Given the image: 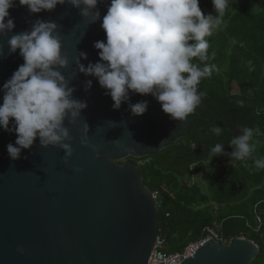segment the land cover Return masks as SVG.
<instances>
[{
	"label": "water",
	"instance_id": "water-1",
	"mask_svg": "<svg viewBox=\"0 0 264 264\" xmlns=\"http://www.w3.org/2000/svg\"><path fill=\"white\" fill-rule=\"evenodd\" d=\"M109 4H98L101 20L96 23L81 16L70 0L38 14L18 0L10 9L15 29L0 36V104L4 83L24 63L19 51L10 53L7 40L42 19L58 25L69 60L59 70L75 89L73 98L88 107L74 124L65 122L73 137L67 164L62 148L42 147L39 139L12 160L7 145L15 144L17 136L0 128V264H147L159 235L156 203L138 167L121 162L158 155L186 136L194 121L213 124L202 117L175 121L151 95L130 94L132 104L148 102L143 116H134L128 103L114 110V101L98 80L79 71V63L87 67L99 61L94 43L106 41L101 24ZM81 52L87 53V60ZM84 140L90 146H84ZM258 255L256 244L233 238L228 244L209 241L177 264H252Z\"/></svg>",
	"mask_w": 264,
	"mask_h": 264
},
{
	"label": "clouds",
	"instance_id": "clouds-1",
	"mask_svg": "<svg viewBox=\"0 0 264 264\" xmlns=\"http://www.w3.org/2000/svg\"><path fill=\"white\" fill-rule=\"evenodd\" d=\"M101 0H70L80 15L92 23L101 20L98 4ZM232 0H212L217 15H205L200 0H110L101 27L106 41L94 43L99 61L87 67L79 63V71L94 77L105 94L114 101V110L129 104L134 116L148 110L146 100L132 104L130 94L151 95L162 111L178 122L186 121L200 106L205 92L199 90L202 79L216 69L206 63L210 58L207 39L224 23L226 10ZM30 13L51 12L65 0H18ZM17 0H0V36H8L15 29L10 9ZM10 53L19 51L24 63L3 85L0 104V128L15 132V144L7 145L12 160H18L25 149H31L39 139L42 147L62 148L67 164L73 155L68 121L76 119L88 107L85 101L73 98L74 88L59 69L69 64L62 51L58 25L54 21L36 20L30 30L12 34L7 40ZM3 55L0 46V56ZM80 57L87 60V53ZM91 88L92 80L86 82ZM10 123L12 127L10 128ZM242 135L232 137L231 157L247 166L256 151L252 143L259 128L240 127ZM87 125H85V131ZM210 132L220 136L223 129L210 126ZM90 146L87 140L81 142ZM223 143L210 149L208 162L224 155ZM256 168H264V157L254 161ZM76 171H82L76 169Z\"/></svg>",
	"mask_w": 264,
	"mask_h": 264
},
{
	"label": "trees",
	"instance_id": "trees-1",
	"mask_svg": "<svg viewBox=\"0 0 264 264\" xmlns=\"http://www.w3.org/2000/svg\"><path fill=\"white\" fill-rule=\"evenodd\" d=\"M200 7L205 15H217L212 0H200ZM207 39L214 57L206 63L217 70L202 79L199 90L206 95L190 117L211 121L222 135L210 132L213 124L197 120L186 136L158 155L121 163L136 165L145 188L156 195L166 253L181 252L214 228L225 241L244 237L256 244L259 255L252 264H264V168L254 164L264 157V0H232L224 23ZM240 127L260 129L247 166L233 160L229 146L242 133ZM218 142L225 154L209 163L210 149Z\"/></svg>",
	"mask_w": 264,
	"mask_h": 264
},
{
	"label": "built area",
	"instance_id": "built-area-1",
	"mask_svg": "<svg viewBox=\"0 0 264 264\" xmlns=\"http://www.w3.org/2000/svg\"><path fill=\"white\" fill-rule=\"evenodd\" d=\"M153 198L157 206V198L155 194H153ZM204 233L205 237L203 239L189 243L181 252L178 253H166L164 251L166 245L165 238L159 233L147 264H177L178 262H182L192 257L205 243L209 241L225 244L224 238L216 229L207 228Z\"/></svg>",
	"mask_w": 264,
	"mask_h": 264
},
{
	"label": "rangeland",
	"instance_id": "rangeland-1",
	"mask_svg": "<svg viewBox=\"0 0 264 264\" xmlns=\"http://www.w3.org/2000/svg\"><path fill=\"white\" fill-rule=\"evenodd\" d=\"M224 169V168H223ZM223 169L221 168V171H223ZM195 180H197L198 181V184H199V186L203 189V191L206 193V185L200 180V178H199V176H196L195 178H194ZM156 208H157V206H156ZM216 208H217V206H216ZM215 208V209H216ZM218 229V228H217ZM240 238H244V237H240ZM239 238V239H240ZM245 239V238H244ZM225 240V239H224ZM246 240V239H245ZM229 243V241H225V244H228ZM253 243V242H252ZM165 251V250H164Z\"/></svg>",
	"mask_w": 264,
	"mask_h": 264
}]
</instances>
